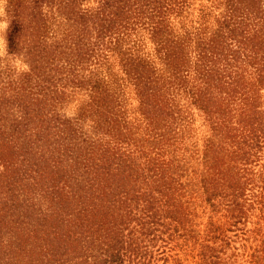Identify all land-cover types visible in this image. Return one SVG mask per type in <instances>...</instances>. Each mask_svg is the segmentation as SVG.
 <instances>
[{
    "label": "rangeland",
    "instance_id": "obj_1",
    "mask_svg": "<svg viewBox=\"0 0 264 264\" xmlns=\"http://www.w3.org/2000/svg\"><path fill=\"white\" fill-rule=\"evenodd\" d=\"M25 114L45 142L34 180L57 175L52 156L61 176L92 164L74 210L91 264L115 240L141 264H264V0H0V130ZM17 142L0 139V250L27 260L57 237L20 242L33 227L4 206L10 181L63 238L73 226Z\"/></svg>",
    "mask_w": 264,
    "mask_h": 264
},
{
    "label": "trees",
    "instance_id": "obj_2",
    "mask_svg": "<svg viewBox=\"0 0 264 264\" xmlns=\"http://www.w3.org/2000/svg\"><path fill=\"white\" fill-rule=\"evenodd\" d=\"M22 120L25 121V125L22 127L20 126L21 124H16L9 132L0 130V139H6L8 143H13L12 146L16 147L18 145V137H22L23 145L21 147L23 148H20L19 151L12 150L10 154L12 157L11 160L14 161L18 158V156L21 155L24 161V175H29L32 178V176H36L33 175V173L36 172L43 176L42 172L44 174L46 173L43 170L44 164L40 163V161H42L43 159L46 161L47 159H45V153L43 151V147H41V142H45L39 135L40 131L35 133L36 136L34 138L31 137L32 135L25 134V131H28L29 128H25L26 130L24 131L23 129L24 127H27V125L30 123V120H28V116L26 114L22 117ZM22 120L20 121V123H22ZM49 127L50 125L48 124L47 126H45V129H48ZM2 157L6 158L4 154H2ZM62 161L63 159H55L54 156H52V158L50 159L48 158V167L55 171L57 175L52 178L49 177L48 179H43L41 181H36L34 180V178H32V184L34 186H37L36 189L39 188L44 191V196L46 198H51V203L52 205H54V209L56 212L67 210L69 211V213H71L69 215V223L73 226V230H71L70 233L66 234V236H64L63 238V235L61 233V224L64 221L62 219L58 220L57 225H55L54 227H48V220L53 214L45 213L40 208V206H37V204L30 200L28 196L24 195L23 192L28 191L31 188L27 189L26 186H15L18 181H10V190H8V192L11 191L12 196H10V194L3 195L2 198L5 199V201H3V203L5 204L4 206H9L12 217L18 216V218H22L20 222L30 224L33 227L29 230V234L33 236L34 239H32V241L30 242L28 240H20V242H24L27 245L30 244L34 247L35 242L38 240L37 238H40V236H46V232L54 234V238L57 237V239H55V243H39L38 247L40 248V256L36 251L37 257H28L27 260H20L19 258L15 257V254L13 252L10 253L6 250L2 251L1 249L0 264H91V261H88L87 257L93 255V253H90L88 254V256L84 257L79 255L75 251L76 246L74 245V243L77 241H81V238L77 237L78 235H76L75 233L76 231L74 229V226L75 224L77 225L78 222L77 219H74V210L79 207L82 210H86L91 205L87 202V199H89L92 194V188L95 186L96 180L94 177L90 178L89 176H85V174H89V172H92L90 170V165L92 164L89 162V160L78 161L74 165H77L78 163L82 164V170H79V167L77 166L76 170L70 172L66 171V173L62 174L61 176L58 173ZM46 175L48 176V174ZM78 182H82L83 185L77 184L78 186H75L73 184ZM66 185L69 188L67 190H64ZM85 187L87 188V192L89 193V195L84 197L81 191L85 190ZM3 192L5 191L3 189H0V194H2ZM6 214L4 216H0V241L3 235L6 232L8 233V231H5V229L9 227L7 226L9 220L6 217ZM63 214L64 213H61V216ZM36 219H41L42 222L34 224V221ZM14 222L17 223L19 222V220H16ZM80 234L83 235V233ZM20 242L16 243L15 251H19L22 253L24 252L26 247L23 248ZM113 242L117 243H107V247L102 252V258L98 261H92V264H126L127 257L129 260L127 264H134V262L135 264H141L140 261H136L133 257L132 254L134 252H132V248L126 249L123 245L118 246L119 242L116 240ZM86 243V250H92V240ZM124 248L125 251H123ZM34 249L36 248L34 247ZM79 258H81V260Z\"/></svg>",
    "mask_w": 264,
    "mask_h": 264
}]
</instances>
